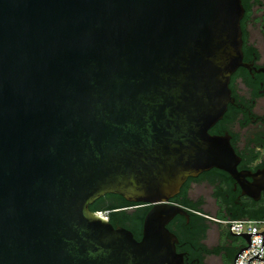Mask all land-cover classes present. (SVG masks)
Here are the masks:
<instances>
[{"label": "water", "instance_id": "1", "mask_svg": "<svg viewBox=\"0 0 264 264\" xmlns=\"http://www.w3.org/2000/svg\"><path fill=\"white\" fill-rule=\"evenodd\" d=\"M244 16L242 0H0V264H185L168 225L190 220L172 201L189 178L219 169L261 199L264 168L210 133L251 71ZM108 194L151 206L141 240L90 209ZM232 233L250 243L235 264L253 234L264 246Z\"/></svg>", "mask_w": 264, "mask_h": 264}, {"label": "trees", "instance_id": "2", "mask_svg": "<svg viewBox=\"0 0 264 264\" xmlns=\"http://www.w3.org/2000/svg\"><path fill=\"white\" fill-rule=\"evenodd\" d=\"M248 18L249 17H246L242 20L245 62L253 59L254 54H258L259 51L258 47L250 42L249 35L246 32V19ZM236 77L241 78L246 87L253 89V95L255 98L259 96L260 85L254 84L248 70L240 68ZM231 88L233 90V96L236 99V104L229 105V109L226 112L224 119L219 121L210 130V133L213 135H224L226 132H229L233 137L234 147L236 148L238 154L243 158V163L239 166V169H252L253 164L260 159V153L250 149L239 150L236 146V142L240 140L241 134L234 129L239 116L243 113V110L236 107V105L246 104L248 102L246 98L241 95L239 89L234 87V85L231 86ZM248 105L250 110L255 108L253 103L249 102ZM242 123L244 124V122ZM205 175L206 176H204V178H209L211 183L215 186L214 197L217 199L219 204L224 206V209L226 210V213L221 215L219 220L264 219V199L261 202H257L250 198H244L239 204H237L236 201L238 200L240 191H234L235 180L228 173L219 169H214ZM227 194L230 195V201L225 203L222 199L226 197ZM172 201L186 208L190 214L189 221L186 217L178 215L174 220V227L168 225V228L178 237V251L183 250L188 253L190 259L189 261H185L186 264H189L195 257H197L195 255L196 250L206 248L202 244V241L206 239L208 233L212 229V221L205 217L199 208V205L202 202L194 204L192 200H190L188 185L184 186L181 193ZM90 209L95 213L108 211L109 221L114 227H124L132 231L137 240H141L143 236L144 220L150 211L151 206H140L136 203L129 202L121 195L108 194L96 201ZM217 225L221 226V223H217ZM221 233L227 238H232L231 233L227 228L225 231L221 230ZM180 246L183 247V249L180 250ZM211 252L214 251L211 250Z\"/></svg>", "mask_w": 264, "mask_h": 264}, {"label": "flooded vegetation", "instance_id": "3", "mask_svg": "<svg viewBox=\"0 0 264 264\" xmlns=\"http://www.w3.org/2000/svg\"><path fill=\"white\" fill-rule=\"evenodd\" d=\"M242 3L245 8V16L243 19L249 17L246 19V32L249 35L250 42L255 44L252 41V36L257 26H261V30L264 35V0H242ZM246 62L251 64V71L246 68L244 69L248 70L254 84L260 85L259 96L255 98L253 95V89L246 87L243 80L236 77V74L239 71L238 69L232 76L231 86L234 85V87L237 89L244 86L246 89V95H241L246 98L248 103L236 105V107H239L243 110V113L239 116L234 129H236L237 132L241 134L240 140L236 142V146L239 148V150L250 149L260 153V159L253 164L252 169H249L252 171H257L260 168H264V112L261 114L256 112L259 99L264 98V56L259 50L258 54H254L253 59ZM249 102L255 105L253 110H250L248 105ZM242 122H244V124ZM232 142H234L233 137ZM242 163L243 160L240 166ZM213 170L214 169L203 172L198 177L189 178L184 185L189 186V198L194 204L202 202L199 205V208L201 209L203 215L212 221V227L217 225L219 222L216 220H219V217L226 213L224 206L219 204L217 199L214 197L215 186L211 183L209 178H204L206 173H209ZM196 189H202V193L193 194ZM234 191H240V195H238V200L236 201L237 204H239L244 198H250L248 196L242 195V190L240 186L236 185V182ZM263 199L264 193L262 194L259 202L263 201ZM222 200L225 203L230 201V195L227 194ZM174 220L175 218L169 223V225L173 226L175 222ZM209 235L210 232L208 233L206 239L202 241V244L206 248L196 250L195 255L197 257H195L189 264H229V262L234 264L237 254L245 244H241L240 239H237V237L233 238L232 236V238H227L223 236L222 233H220L216 240L212 242ZM177 246H179V243ZM181 249H183V247L180 246V250ZM211 250L214 252H211ZM178 252L184 255L185 260L189 261L190 258L186 251L181 250Z\"/></svg>", "mask_w": 264, "mask_h": 264}, {"label": "built area", "instance_id": "4", "mask_svg": "<svg viewBox=\"0 0 264 264\" xmlns=\"http://www.w3.org/2000/svg\"><path fill=\"white\" fill-rule=\"evenodd\" d=\"M97 214L109 220V212L108 211H100ZM217 222L224 224L230 233H262L264 232V219L260 220H253V219H239V220H216ZM231 225H232V232H231ZM232 233V234H233ZM238 236H242V234H236ZM264 235V233H263ZM251 247L244 250L240 253L237 257L236 264H248L249 259L256 256L258 253L259 257L264 258V246L263 244V237L262 234H253L251 236ZM250 246L249 244L244 245V247ZM235 264V261H234ZM249 264H264L263 260L254 258L250 261Z\"/></svg>", "mask_w": 264, "mask_h": 264}, {"label": "rangeland", "instance_id": "5", "mask_svg": "<svg viewBox=\"0 0 264 264\" xmlns=\"http://www.w3.org/2000/svg\"><path fill=\"white\" fill-rule=\"evenodd\" d=\"M252 41L256 44V46L258 47V49L262 52L263 56H264V35L263 32L261 30V26H257L253 36H252ZM240 93L242 95H246V89L244 86L239 88ZM256 112L261 114L264 112V98H260L258 101V106L256 108ZM202 193V189H196L195 192L193 194H200ZM209 200V198H208ZM226 226L224 224H221V226H217L214 225L210 231V238L211 241L214 242L216 240V238L219 236V234L221 233V230L225 231L226 230ZM235 238V237H233ZM237 239H240V243L241 244H245V240L241 237H237ZM229 264H232L231 262H229Z\"/></svg>", "mask_w": 264, "mask_h": 264}]
</instances>
